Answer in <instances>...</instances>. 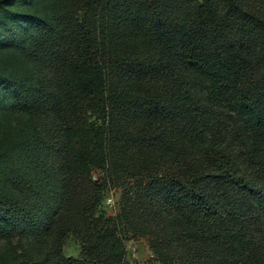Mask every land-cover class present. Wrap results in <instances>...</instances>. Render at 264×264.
I'll use <instances>...</instances> for the list:
<instances>
[{
	"label": "trees",
	"instance_id": "obj_1",
	"mask_svg": "<svg viewBox=\"0 0 264 264\" xmlns=\"http://www.w3.org/2000/svg\"><path fill=\"white\" fill-rule=\"evenodd\" d=\"M35 1L16 38L0 1V264H264V0Z\"/></svg>",
	"mask_w": 264,
	"mask_h": 264
},
{
	"label": "rangeland",
	"instance_id": "obj_2",
	"mask_svg": "<svg viewBox=\"0 0 264 264\" xmlns=\"http://www.w3.org/2000/svg\"><path fill=\"white\" fill-rule=\"evenodd\" d=\"M2 1V0H0ZM10 7V18L7 20L6 25L10 31L16 37L25 30L26 19L21 17L17 22L16 16H32V15H44L48 8L47 4L43 1L35 0H7ZM0 24L4 26L3 22ZM15 47L10 44L8 46L0 43V75H19L25 73V68L20 66V62L17 59L18 53L14 51ZM99 172H96V175ZM121 191L115 187H109L106 192L105 199L102 204V209L108 217H115L120 211L119 201H120ZM124 243L126 245V264H161L156 259V256L151 251L149 247V241L147 238L143 237H131L130 235H125ZM17 244V239H13V245ZM8 245L5 242H0V255L5 251ZM135 250V251H134ZM63 253L67 258L79 259L82 254V245L70 239L63 248Z\"/></svg>",
	"mask_w": 264,
	"mask_h": 264
},
{
	"label": "built area",
	"instance_id": "obj_3",
	"mask_svg": "<svg viewBox=\"0 0 264 264\" xmlns=\"http://www.w3.org/2000/svg\"><path fill=\"white\" fill-rule=\"evenodd\" d=\"M135 251V250H134Z\"/></svg>",
	"mask_w": 264,
	"mask_h": 264
}]
</instances>
